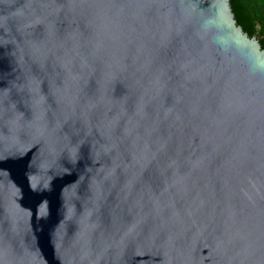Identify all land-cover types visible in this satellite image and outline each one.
I'll use <instances>...</instances> for the list:
<instances>
[{
    "label": "water",
    "instance_id": "obj_1",
    "mask_svg": "<svg viewBox=\"0 0 264 264\" xmlns=\"http://www.w3.org/2000/svg\"><path fill=\"white\" fill-rule=\"evenodd\" d=\"M0 264H264V49L229 0H0Z\"/></svg>",
    "mask_w": 264,
    "mask_h": 264
},
{
    "label": "trees",
    "instance_id": "obj_2",
    "mask_svg": "<svg viewBox=\"0 0 264 264\" xmlns=\"http://www.w3.org/2000/svg\"><path fill=\"white\" fill-rule=\"evenodd\" d=\"M231 11L248 37H255L264 49V0H229Z\"/></svg>",
    "mask_w": 264,
    "mask_h": 264
}]
</instances>
